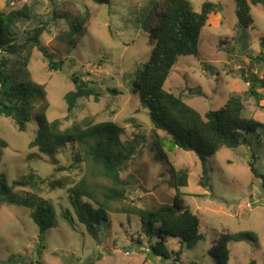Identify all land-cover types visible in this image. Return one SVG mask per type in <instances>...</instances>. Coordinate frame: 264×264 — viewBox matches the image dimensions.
<instances>
[{
    "label": "rangeland",
    "instance_id": "1",
    "mask_svg": "<svg viewBox=\"0 0 264 264\" xmlns=\"http://www.w3.org/2000/svg\"><path fill=\"white\" fill-rule=\"evenodd\" d=\"M151 1L113 0L111 5L98 6L91 0H0V12L27 14L15 23L14 32L21 40L36 30L46 29L40 38L43 46L56 61L64 63L60 70L51 71L48 60L33 49L29 65L22 71L46 86L50 121L63 120L64 127L88 118L96 123L109 121L120 128L122 142L145 137L146 144L125 163L121 173L129 184L131 204L150 209L173 205L174 177L166 161L156 153V138L160 136L175 169L188 172V186L181 191L191 211L201 217L205 240L192 250L185 249L178 262L173 253L180 246L172 240L166 245L170 259H164L152 254L136 217L128 219L117 214L111 215L109 227L103 226L99 239H94L83 226L78 224L73 230L63 219V211L71 208L68 188L52 190L43 186L40 195L53 207L55 225L46 231L41 243L39 228L28 208L0 206V262L17 255L26 264H217L209 251L221 232L228 229L250 231L257 238L256 242L231 243L228 264H264V187L250 170L251 150L225 148L209 157L205 164L208 178L204 179V166L198 156L172 148L169 136L154 128L148 111L140 105L134 73L149 59L153 47L148 44V26L144 28L135 14ZM206 1L218 4L219 9L200 33L198 57H182L165 89L182 97L203 116L208 111H218L231 95H238L246 115L264 124V100L256 102L249 95V84L239 75L241 68L250 67L254 73L264 75L263 63L255 60L260 55L264 59V7L252 6L253 28L244 29L238 23L234 0H191L197 12ZM80 17L86 20L84 30L71 39L67 35L70 24ZM247 40L252 56L241 46ZM223 41L225 44L221 45ZM75 73L93 82L101 98L98 103L93 99L80 100L72 118L65 119L64 96L74 89L71 77ZM36 130L35 121L21 133L13 121L0 118V139L7 144L1 149L0 175L7 176L9 185L32 175L51 180L67 175L78 179L86 173L83 156L78 169L57 171L75 162L76 148L65 147L54 156L31 149ZM252 141L256 167L264 174V133L257 139L253 136ZM14 192L18 197L31 194L29 189ZM140 240L142 243L138 244Z\"/></svg>",
    "mask_w": 264,
    "mask_h": 264
},
{
    "label": "trees",
    "instance_id": "2",
    "mask_svg": "<svg viewBox=\"0 0 264 264\" xmlns=\"http://www.w3.org/2000/svg\"><path fill=\"white\" fill-rule=\"evenodd\" d=\"M98 6L111 5L113 0H91ZM235 14L239 25L244 29L253 28L252 6L264 7V0H234ZM219 5L206 1L197 12L191 0H152L136 13L143 27L149 28L148 44L153 47L149 59L135 71V93L139 95L141 107L148 111L149 119L157 131L166 133L172 148L191 152L203 163L204 179L208 178L206 161L222 149L237 150L248 147L253 161L249 167L255 179L261 180L264 187V174L256 167L257 154L252 148V138H260L264 133V124L248 117L245 105L238 95H231L218 111H208L203 116L185 103L182 97L165 89L173 69L182 57H198L200 33L207 26L212 14L218 12ZM23 12L9 15L0 12V118L13 121L18 132H26L28 124L36 122L37 130L31 149L41 154L54 156L65 147L78 149L69 168L57 171L72 172L79 168L81 156L87 164V171L78 179L71 175L61 179H42L37 175L8 184L7 176L0 175V206L17 205L30 210L34 224L39 228L42 243L46 231L55 225L54 209L43 199L40 193L43 186L52 190L68 188L71 208L63 211V219L75 230L76 225L85 228V232L99 239L103 226H108L113 214L136 217L140 221V233L147 240L149 249L155 256L170 259L166 245L175 240L180 246L173 253L178 259L183 251L194 249L205 240L201 230V217L194 214L186 204L181 189L188 186V172L176 170L163 150L165 146L157 136L159 151L157 156L165 160L173 174L172 185L176 194L173 205H163L157 209L140 207L129 203V184L121 173L130 158L139 153L146 144L145 137L136 136L130 142H122L120 128L113 122L96 123L88 118L64 127L63 120L50 121L47 112L50 104L46 86L23 74L30 61L31 52L37 49L49 62L51 71H58L64 64L43 46L40 38L46 29L36 30L25 39H19L14 32L15 23ZM61 18V17H59ZM53 20H56L54 17ZM85 18L80 17L70 24L67 33L71 39L84 30ZM225 42H221V45ZM264 44V40H263ZM242 49L248 51L249 43H242ZM258 59V60H257ZM255 59H264L261 55ZM239 75L249 84V95L256 102L264 100V75L250 70H239ZM71 82L74 89L64 96L67 116L70 119L79 107L82 99H93L98 103L101 93L93 87V82L85 80L84 75L73 74ZM117 94L116 91H113ZM7 144L0 139L1 149ZM100 179V181H97ZM102 183V184H101ZM15 189H29L28 197H18ZM33 190V192H32ZM75 215V219L73 217ZM255 234L250 231H222L213 248L209 251L217 264L230 261L231 243L256 242ZM142 241H138L141 244ZM21 258L12 255L0 264H26ZM249 264H257L255 261Z\"/></svg>",
    "mask_w": 264,
    "mask_h": 264
}]
</instances>
